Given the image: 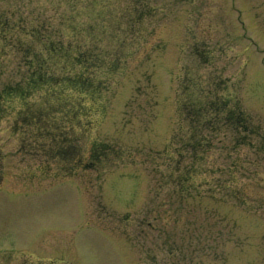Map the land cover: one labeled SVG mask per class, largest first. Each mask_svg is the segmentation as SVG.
<instances>
[{
	"label": "rangeland",
	"instance_id": "obj_1",
	"mask_svg": "<svg viewBox=\"0 0 264 264\" xmlns=\"http://www.w3.org/2000/svg\"><path fill=\"white\" fill-rule=\"evenodd\" d=\"M0 11L23 26L18 45L0 49V256L12 255L0 264L31 253L264 264V0H0ZM31 33L81 50L99 41L93 91L62 78L6 93L29 86ZM79 63L59 61L57 75ZM191 78L199 93L238 100L249 131L202 129L211 146L189 141Z\"/></svg>",
	"mask_w": 264,
	"mask_h": 264
},
{
	"label": "trees",
	"instance_id": "obj_2",
	"mask_svg": "<svg viewBox=\"0 0 264 264\" xmlns=\"http://www.w3.org/2000/svg\"><path fill=\"white\" fill-rule=\"evenodd\" d=\"M138 6L139 5L137 4L135 7H132L133 10L128 8L127 16L133 18V15L137 16L139 12L141 13V9L137 8ZM129 11H132L133 15L129 13ZM116 14L117 16L123 17L124 12L117 11ZM94 20L95 23L92 25L94 27L97 24L101 25V22L103 23L104 21H101L102 18L101 20H98L97 17ZM99 21L101 22L98 23ZM22 29L23 26L16 23L13 18L11 19V15H9L8 12L0 11V44L3 46L0 49L3 54L7 53L5 46L7 42L8 46L18 45L16 44L17 41L13 42L14 44L9 42H11V40L14 39L13 37H16V33ZM34 34L35 33L27 35L30 40L27 41V47L22 49L23 54H26L25 56H28L30 57V60H33V65L30 62L28 63L32 69L31 81H27L29 86L24 85V87H20L21 85H15L16 87H13L14 89L11 90H8V87L3 88L6 90V93L15 95L16 93L14 92H17L23 97H26V93L27 91L29 92L30 89L51 85L55 83L54 80H60L62 78L63 80L61 82H65L67 79V81L80 80V82L85 84V87L87 86L86 89L84 88L85 90H83L85 93L93 91L91 89L96 87L97 83L94 80L93 74L90 73L92 71L89 72V70L94 68L96 65L95 62L105 57V50L103 49L102 51L99 41L98 43H95V41L94 45L81 50L78 46H71L70 43H64L62 38L54 39L51 35H47L45 40H37L34 39ZM15 50L19 51L16 47ZM74 51L77 54H75ZM66 60H76V62H80L79 65H84L82 71L76 75L65 74L58 76L57 70H55V65L58 64L59 61ZM68 65L75 66L66 63V66ZM191 81V85H188V87L191 86V90H187L188 93L186 99L190 101L187 104L191 105H188L187 111L190 114L191 119L194 117L196 119H192V137L189 141H193L202 146L204 145V142L207 144L206 146H211L212 139L202 138L201 135H199V137L196 136V134H198L197 131H201L202 129H206L208 132L214 134L219 130L222 131L223 126L230 128L233 131H249L250 119L238 100L228 99L222 95H215L211 90H208L207 92L201 90L199 93L195 87L196 84H194L195 80L191 79ZM4 94H0V101L4 99Z\"/></svg>",
	"mask_w": 264,
	"mask_h": 264
},
{
	"label": "flooded vegetation",
	"instance_id": "obj_3",
	"mask_svg": "<svg viewBox=\"0 0 264 264\" xmlns=\"http://www.w3.org/2000/svg\"><path fill=\"white\" fill-rule=\"evenodd\" d=\"M60 251L57 250L56 254H61L59 253ZM36 255V254H35ZM12 255H7V256H4L2 255L0 257V262L1 263H5V262H8L7 260V257H11ZM41 258H45V255L42 256V255H39L37 254L36 255V259L35 260H32L30 261L28 264H75L72 260L71 261H64L63 259L62 260H59V259H55V256L52 258V259H49V260H45V259H41ZM27 261V260H25ZM24 261V262H25ZM57 261V262H56Z\"/></svg>",
	"mask_w": 264,
	"mask_h": 264
}]
</instances>
